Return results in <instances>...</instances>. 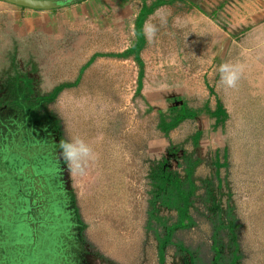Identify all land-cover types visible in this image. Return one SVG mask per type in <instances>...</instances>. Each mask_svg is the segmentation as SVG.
I'll return each mask as SVG.
<instances>
[{"label": "rangeland", "instance_id": "374dc122", "mask_svg": "<svg viewBox=\"0 0 264 264\" xmlns=\"http://www.w3.org/2000/svg\"><path fill=\"white\" fill-rule=\"evenodd\" d=\"M256 3L89 0L46 19L0 12V260L25 246L15 264H160L161 249L162 264H264ZM146 23L158 28L151 41ZM222 63L242 66L233 89L219 83ZM15 100L42 134L54 129L53 146L41 133L4 138L13 114L2 103ZM181 105L195 115L162 133L159 118ZM74 137L95 156L83 174L60 155ZM176 181L193 185L182 219Z\"/></svg>", "mask_w": 264, "mask_h": 264}, {"label": "trees", "instance_id": "16d2710c", "mask_svg": "<svg viewBox=\"0 0 264 264\" xmlns=\"http://www.w3.org/2000/svg\"><path fill=\"white\" fill-rule=\"evenodd\" d=\"M82 1H86V0H82ZM80 1V2H82ZM23 9V8H21ZM142 23V19L137 21V27H138V31L140 32V24ZM70 87V84L67 85H59L57 87H55L51 94H49L48 96H45L44 98H40L38 99V105L41 104L42 102H53L56 98V96L64 89ZM19 97V96H18ZM15 103H13L12 105H9L10 102L8 103L7 101H4L2 103V110L5 109L9 110L11 112V114H13V116L11 117V115H9V117L5 119H3L4 121L1 122V126H5L6 129V134H5V139L7 138V135H9L10 133H15V135L18 136H24L25 140L31 138L35 139V136H37L39 133H41V129H39L38 127H36L33 123L34 121L30 118V111H31V107L30 108H26V106H24V103L22 104L20 102V100H15L13 101ZM20 109V110H18ZM174 111V116L172 118H170L169 121L163 119V118H159L158 121V127L160 129V131L162 133L167 134L170 130H172L173 128H175L178 124H180L181 122H183L184 120L193 117L195 114L193 111L188 110L185 106H177L174 107L172 109ZM223 111L221 109L220 106L216 105V107L214 108V110L211 112V116H213L216 120L220 119L221 117H223ZM54 130V129H53ZM50 130V131H46L43 134L41 133V135L44 136V138L46 139V143L44 144L45 146H47L48 142H51L52 145L48 144V146H53V141L57 138H54V131ZM55 134V133H54ZM27 135V136H25ZM53 135V136H52ZM48 136H52L49 138H46ZM30 140V139H29ZM4 140L0 139V142H2ZM31 141V140H30ZM58 141V140H57ZM34 144H30L31 146L33 145L35 147L34 151L36 152H40L41 150H39L41 148V145L37 144L36 141L34 140ZM3 143V142H2ZM56 146V145H55ZM56 148V147H55ZM3 167V166H2ZM1 177V176H0ZM40 179V178H39ZM170 185L172 186L173 189V198H172V206L175 207L177 206V211H179L180 214V218H183V213L185 212V210L187 209L188 206V199L190 197V194L193 191V185L192 183L189 184V182L187 183V187L186 190L183 191L180 188L181 183L176 181V182H171ZM73 215L75 217H77V209L73 206ZM168 238H170V232L167 233L166 235V241L168 240ZM48 242H50L49 240H47ZM164 241L162 242V244L160 245V248H162L164 246ZM25 246L21 247V248H14V251L12 252V254L8 257L3 256L2 259L0 260L2 264H15L16 261V257L21 254V251H23L22 248H24ZM15 259V261H14ZM234 259V258H233ZM159 261L160 264H162L163 261V253H162V249L159 252ZM17 263H19V261H17ZM235 263V259L233 261H231L230 264H234Z\"/></svg>", "mask_w": 264, "mask_h": 264}, {"label": "clouds", "instance_id": "9594fccd", "mask_svg": "<svg viewBox=\"0 0 264 264\" xmlns=\"http://www.w3.org/2000/svg\"><path fill=\"white\" fill-rule=\"evenodd\" d=\"M160 23H166V19L161 16ZM145 37L151 41L157 34L158 28L155 24L146 23L144 26ZM218 72L220 74L219 83L226 89H233L237 85L242 72V66L232 63H222ZM60 155L68 165V169L73 172L83 174L90 160L95 156L92 149L82 139L74 137L71 141H66L60 145Z\"/></svg>", "mask_w": 264, "mask_h": 264}, {"label": "water", "instance_id": "95a60500", "mask_svg": "<svg viewBox=\"0 0 264 264\" xmlns=\"http://www.w3.org/2000/svg\"><path fill=\"white\" fill-rule=\"evenodd\" d=\"M82 0H0V2L27 10L51 11L68 7Z\"/></svg>", "mask_w": 264, "mask_h": 264}, {"label": "crops", "instance_id": "0c3cea01", "mask_svg": "<svg viewBox=\"0 0 264 264\" xmlns=\"http://www.w3.org/2000/svg\"><path fill=\"white\" fill-rule=\"evenodd\" d=\"M86 1H89V0H86ZM86 1H82V2H79L77 4H74V5H85L84 3H86ZM257 2V3H256ZM258 2L261 4V6L263 7L264 6V0H255V3L258 4ZM97 3V2H96ZM98 5V4H97ZM259 8L261 7L260 5H257ZM11 7V9L9 8ZM14 8L18 9V11H20L21 13L23 14H29L30 16L32 17H37L38 19H46V17H53V16H56L57 12H61L65 10V7L64 8H60V9H57V10H53V11H33V10H27V9H21V8H18V7H15V6H12V5H9V4H6V3H3V2H0V12L1 11H4V10H13ZM95 8L97 9V7L95 6ZM260 14H262L261 16L263 17L264 15V10H261L260 8ZM248 15V13H246ZM260 17V16H259ZM258 17V19H259ZM263 40H264V37H263Z\"/></svg>", "mask_w": 264, "mask_h": 264}]
</instances>
